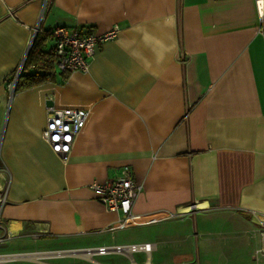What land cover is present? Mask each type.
<instances>
[{
    "label": "crops",
    "instance_id": "1",
    "mask_svg": "<svg viewBox=\"0 0 264 264\" xmlns=\"http://www.w3.org/2000/svg\"><path fill=\"white\" fill-rule=\"evenodd\" d=\"M40 13L41 0H0V216L11 238L50 245L27 256L264 264V31L253 0H51ZM114 23L87 72L8 89L36 26ZM52 46L49 36L42 49ZM47 106L87 111L66 161L42 137ZM123 165L140 188L119 226L124 213L89 184ZM136 243L151 248L115 249Z\"/></svg>",
    "mask_w": 264,
    "mask_h": 264
},
{
    "label": "built area",
    "instance_id": "2",
    "mask_svg": "<svg viewBox=\"0 0 264 264\" xmlns=\"http://www.w3.org/2000/svg\"><path fill=\"white\" fill-rule=\"evenodd\" d=\"M50 1L41 0V18ZM253 3L259 19V29L264 31V0H253ZM118 29L119 27L115 23L102 33L82 31L79 28L68 29L64 26L52 28L50 33L53 38L52 52L55 68L65 73L73 71L87 72L90 59L95 55L98 47L105 41L114 38ZM37 31H39L38 26L35 27L34 34ZM32 38L29 40V45ZM23 63L24 57L19 61L13 75L7 82V87L10 91L14 90ZM86 117L87 111L83 108L47 106L42 137L48 143L51 150L57 153L63 161L68 159L73 141L84 126ZM89 187L107 209L122 211L124 213V216L119 220V226L133 220L131 205L140 185L132 178L128 165H123L120 169V174L116 177L104 182H91ZM4 201V187H1L0 206ZM261 235L262 248L258 250H264V230L261 231ZM10 238L11 234L0 216V244ZM150 248V243H136L123 247H115L116 250L130 252L137 250L148 251ZM107 250L106 247H98L96 249L98 253H105Z\"/></svg>",
    "mask_w": 264,
    "mask_h": 264
},
{
    "label": "trees",
    "instance_id": "3",
    "mask_svg": "<svg viewBox=\"0 0 264 264\" xmlns=\"http://www.w3.org/2000/svg\"><path fill=\"white\" fill-rule=\"evenodd\" d=\"M49 36H51L49 30L37 31L34 34L24 58L22 70L15 83L14 91L54 79L57 69L54 66L52 49L46 51L42 49L46 38ZM28 68L35 70L33 72L25 71Z\"/></svg>",
    "mask_w": 264,
    "mask_h": 264
},
{
    "label": "rangeland",
    "instance_id": "4",
    "mask_svg": "<svg viewBox=\"0 0 264 264\" xmlns=\"http://www.w3.org/2000/svg\"><path fill=\"white\" fill-rule=\"evenodd\" d=\"M48 241L40 240L33 241L29 236L20 238H10L6 242L0 244V256L13 255V254H28L34 252L36 249L46 248ZM43 260V259H42ZM41 258L32 257H20L14 259H4L0 261V264H42ZM54 262L60 264H93L89 261L79 260L78 258H60L51 259Z\"/></svg>",
    "mask_w": 264,
    "mask_h": 264
},
{
    "label": "water",
    "instance_id": "5",
    "mask_svg": "<svg viewBox=\"0 0 264 264\" xmlns=\"http://www.w3.org/2000/svg\"><path fill=\"white\" fill-rule=\"evenodd\" d=\"M86 250V249H82ZM28 254H13V255H5L4 257H0V260L2 259H14V258H20V257H26Z\"/></svg>",
    "mask_w": 264,
    "mask_h": 264
}]
</instances>
